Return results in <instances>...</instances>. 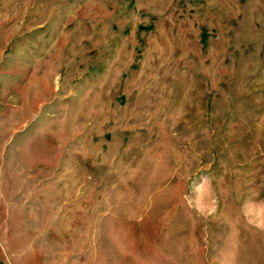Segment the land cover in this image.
<instances>
[{"label": "rangeland", "instance_id": "obj_1", "mask_svg": "<svg viewBox=\"0 0 264 264\" xmlns=\"http://www.w3.org/2000/svg\"><path fill=\"white\" fill-rule=\"evenodd\" d=\"M0 264H264V0H0Z\"/></svg>", "mask_w": 264, "mask_h": 264}]
</instances>
